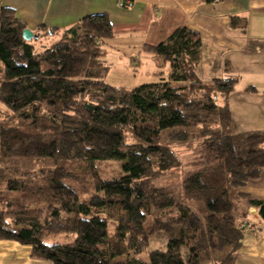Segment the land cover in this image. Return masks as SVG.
<instances>
[{
    "label": "trees",
    "instance_id": "1",
    "mask_svg": "<svg viewBox=\"0 0 264 264\" xmlns=\"http://www.w3.org/2000/svg\"><path fill=\"white\" fill-rule=\"evenodd\" d=\"M25 29L0 7V103L15 118L0 121V240L52 264H235L247 223L239 203L264 219V202L239 193L264 168V133L234 132L228 108L212 96L229 94L234 78L198 80L200 36L181 27L142 46L168 73L126 89L104 83L103 42L114 37L107 15L42 28L32 40H57L41 50L22 38ZM197 129L205 163L184 179L179 201L152 183L179 163L160 137L184 143ZM111 161L121 173L102 178L95 165ZM85 178L93 194L83 199L77 184ZM157 233L170 238L148 251ZM52 234L73 238L47 245Z\"/></svg>",
    "mask_w": 264,
    "mask_h": 264
},
{
    "label": "crops",
    "instance_id": "2",
    "mask_svg": "<svg viewBox=\"0 0 264 264\" xmlns=\"http://www.w3.org/2000/svg\"><path fill=\"white\" fill-rule=\"evenodd\" d=\"M0 7L13 9L36 35L42 28L62 31L86 16L105 14L114 37L104 46L126 61H152L142 46H157L187 28L202 42L197 71L236 80L229 94L218 96L233 131L264 133V0H0ZM232 18L238 19L235 27ZM239 193L264 202V168ZM239 209L246 214L243 230L249 228V238L235 264H264V219L256 208L239 203ZM0 264L52 263L33 258L30 246L0 240Z\"/></svg>",
    "mask_w": 264,
    "mask_h": 264
},
{
    "label": "rangeland",
    "instance_id": "3",
    "mask_svg": "<svg viewBox=\"0 0 264 264\" xmlns=\"http://www.w3.org/2000/svg\"><path fill=\"white\" fill-rule=\"evenodd\" d=\"M57 37L47 36L41 37L39 40H31L37 50H41L42 46H50ZM106 66L109 68V71L104 78V83L114 87V88H126L132 89L139 85L151 82H157L158 78H155L152 74L156 71H164L165 76L168 73V66L164 63H159L161 67L159 69L158 65H155L154 62L147 59L146 61H126L117 54H113L110 50H107V54L104 57ZM141 63V64H139ZM158 66V67H157ZM1 68V65H0ZM140 68V69H139ZM196 76L202 84L209 85L212 80H222L223 78H213V77H204L201 75L200 71L195 69ZM212 96L217 97L216 103L220 105L221 101L218 99V96H222L220 93H212ZM7 120L10 123L15 122V118L12 113L0 103V121ZM201 128V127H200ZM213 129V126L211 127ZM197 134L190 138L187 142L181 143L177 141H172L169 138V134L164 132L161 137V143L167 145L170 150L178 158V166L176 168L170 169L165 172H157L152 177V183L158 187H165L171 190L176 196L177 200L182 201V182L184 179L194 173L196 170L203 167L205 163V151L202 146L203 137H201V130ZM128 142L131 140L127 138ZM79 167V165H77ZM96 170L102 178L110 179L117 177L121 173L120 164L118 162H102L95 165ZM84 183L77 184V186L84 191L83 199L88 198L93 194L91 186H89V180L86 178ZM84 185V186H82ZM204 211H200L203 214ZM112 229V226L110 227ZM249 228H244L243 230V243L246 239L249 238L248 233ZM73 238L72 235H49L46 237L45 242L47 245H52L54 243H66L71 241ZM170 236L166 233H157L154 234L151 238L148 246V251L156 249H164L166 243ZM141 258L143 260L147 259V253L142 254Z\"/></svg>",
    "mask_w": 264,
    "mask_h": 264
},
{
    "label": "water",
    "instance_id": "4",
    "mask_svg": "<svg viewBox=\"0 0 264 264\" xmlns=\"http://www.w3.org/2000/svg\"><path fill=\"white\" fill-rule=\"evenodd\" d=\"M22 38L25 40V41H31L33 38H35L34 36H33V33L30 31V30H28V29H25V30H23V32H22Z\"/></svg>",
    "mask_w": 264,
    "mask_h": 264
}]
</instances>
